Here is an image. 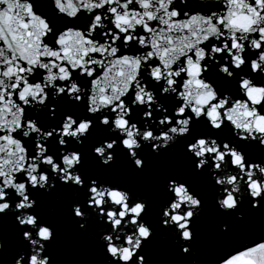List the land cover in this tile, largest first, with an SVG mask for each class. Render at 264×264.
Here are the masks:
<instances>
[{"label":"snow or ice","instance_id":"1","mask_svg":"<svg viewBox=\"0 0 264 264\" xmlns=\"http://www.w3.org/2000/svg\"><path fill=\"white\" fill-rule=\"evenodd\" d=\"M46 9L0 0V221L11 220L17 241L10 258L0 251L4 264H58L57 226L39 209L62 192L75 197L67 213L79 232L97 226L102 264H152L157 232L195 255L205 204L191 179L164 177L154 224L149 201L90 173L89 157L104 173L119 156L143 175L146 153L180 145L192 176L210 179L220 216L237 218L244 203L264 216V0H47ZM218 264H264V231Z\"/></svg>","mask_w":264,"mask_h":264},{"label":"water","instance_id":"2","mask_svg":"<svg viewBox=\"0 0 264 264\" xmlns=\"http://www.w3.org/2000/svg\"><path fill=\"white\" fill-rule=\"evenodd\" d=\"M216 2L217 0H206L210 5ZM36 3L42 10H47V0H36ZM252 75L257 76L256 73ZM95 135L99 137L102 133L97 132ZM146 156L147 167L143 175L134 174L131 165L119 156L115 166L107 173L99 169L90 157L86 161V166L90 173L103 175L110 181L128 187L134 194L144 196L149 201L150 219L154 224H158L159 221L160 206L164 196L163 181L167 175L174 174L191 179L196 190L202 194L205 207L198 221L195 222L196 244L193 249L195 255L180 256L171 236L157 232L146 250L152 264H191L193 260L196 264H218L219 258L233 247L246 244L251 237L258 236L264 231V216L248 214L247 203H244L239 212L240 216L245 217L243 221L236 217H223L218 214L210 179L192 176L191 165L185 160L180 145L171 148L159 158H153L147 153ZM74 198L72 193H56L45 197L39 209L57 226L59 238L52 250L54 258L58 264H102L103 258L95 239L97 226L90 225L89 234H84L78 231L77 226L68 217L67 209ZM243 199L241 197V200ZM225 223L230 226L228 235L221 234V228ZM0 241L5 243L10 258L17 243L11 220L0 221ZM0 264H4L3 257H0Z\"/></svg>","mask_w":264,"mask_h":264},{"label":"clouds","instance_id":"3","mask_svg":"<svg viewBox=\"0 0 264 264\" xmlns=\"http://www.w3.org/2000/svg\"><path fill=\"white\" fill-rule=\"evenodd\" d=\"M78 207V205H77ZM242 216L238 215L237 219H240ZM226 227V226H224ZM222 230H223V227H222ZM5 248V243L3 241H0V251H3ZM193 264H195V261L193 262Z\"/></svg>","mask_w":264,"mask_h":264}]
</instances>
